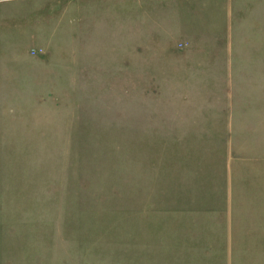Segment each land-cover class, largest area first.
I'll use <instances>...</instances> for the list:
<instances>
[{
  "label": "rangeland",
  "instance_id": "374dc122",
  "mask_svg": "<svg viewBox=\"0 0 264 264\" xmlns=\"http://www.w3.org/2000/svg\"><path fill=\"white\" fill-rule=\"evenodd\" d=\"M232 145L264 150V0H0V264H165L158 209Z\"/></svg>",
  "mask_w": 264,
  "mask_h": 264
},
{
  "label": "crops",
  "instance_id": "0c3cea01",
  "mask_svg": "<svg viewBox=\"0 0 264 264\" xmlns=\"http://www.w3.org/2000/svg\"><path fill=\"white\" fill-rule=\"evenodd\" d=\"M233 146L197 203L158 209L165 264H264V150Z\"/></svg>",
  "mask_w": 264,
  "mask_h": 264
}]
</instances>
